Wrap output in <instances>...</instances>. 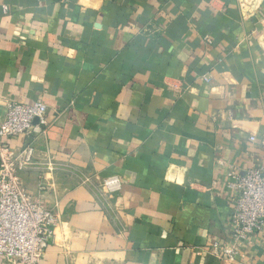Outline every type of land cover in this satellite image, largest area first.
<instances>
[{"label": "crops", "instance_id": "0c3cea01", "mask_svg": "<svg viewBox=\"0 0 264 264\" xmlns=\"http://www.w3.org/2000/svg\"><path fill=\"white\" fill-rule=\"evenodd\" d=\"M241 2L0 0V113L47 107L10 139L59 220L39 264H264V230L212 248L230 166L264 164V0Z\"/></svg>", "mask_w": 264, "mask_h": 264}, {"label": "built area", "instance_id": "2783aa9c", "mask_svg": "<svg viewBox=\"0 0 264 264\" xmlns=\"http://www.w3.org/2000/svg\"><path fill=\"white\" fill-rule=\"evenodd\" d=\"M244 3L242 0L240 7ZM46 111L43 102L8 101L0 113V262L5 264H39L59 221L57 214L31 194L20 178L22 170L34 166V147L26 145L14 150L10 146V139L28 132L34 119L46 125ZM228 176L231 242L228 246L214 243L212 248L226 260H233L241 254L249 235L264 230V164L252 165L242 173L230 166ZM104 185L113 190L118 182L107 178ZM43 189L41 183L39 191Z\"/></svg>", "mask_w": 264, "mask_h": 264}]
</instances>
